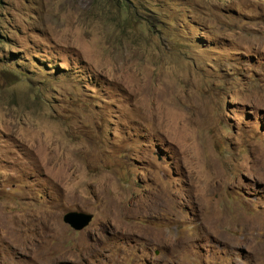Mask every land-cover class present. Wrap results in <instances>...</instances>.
I'll return each instance as SVG.
<instances>
[{
  "label": "rangeland",
  "instance_id": "1",
  "mask_svg": "<svg viewBox=\"0 0 264 264\" xmlns=\"http://www.w3.org/2000/svg\"><path fill=\"white\" fill-rule=\"evenodd\" d=\"M0 264H264V0H0Z\"/></svg>",
  "mask_w": 264,
  "mask_h": 264
},
{
  "label": "water",
  "instance_id": "2",
  "mask_svg": "<svg viewBox=\"0 0 264 264\" xmlns=\"http://www.w3.org/2000/svg\"><path fill=\"white\" fill-rule=\"evenodd\" d=\"M93 215L86 212L67 211L62 215V221L74 230L84 229L92 220Z\"/></svg>",
  "mask_w": 264,
  "mask_h": 264
}]
</instances>
